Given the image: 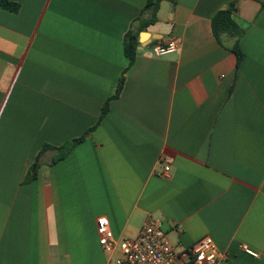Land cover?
Returning a JSON list of instances; mask_svg holds the SVG:
<instances>
[{
	"label": "crops",
	"instance_id": "obj_1",
	"mask_svg": "<svg viewBox=\"0 0 264 264\" xmlns=\"http://www.w3.org/2000/svg\"><path fill=\"white\" fill-rule=\"evenodd\" d=\"M6 1L18 11L0 8V264H113L101 217L116 242L153 218L178 250L209 237L222 264H264V7L237 0L236 68L211 31L230 0L163 1L127 67L147 0ZM170 38L175 53L149 52ZM82 136L36 163L44 144Z\"/></svg>",
	"mask_w": 264,
	"mask_h": 264
},
{
	"label": "built area",
	"instance_id": "obj_2",
	"mask_svg": "<svg viewBox=\"0 0 264 264\" xmlns=\"http://www.w3.org/2000/svg\"><path fill=\"white\" fill-rule=\"evenodd\" d=\"M178 40L170 38L166 43H151L147 47L155 57H164L175 53ZM160 169L155 170V176L166 177L170 172V160L161 159ZM99 233V246L107 253L115 250L118 256L113 264H222L225 256L219 253L209 237H203L188 249H176L166 238L159 220L148 218L134 238H124L116 242L109 228L107 218L96 221ZM243 250L249 255H255L245 246Z\"/></svg>",
	"mask_w": 264,
	"mask_h": 264
},
{
	"label": "trees",
	"instance_id": "obj_3",
	"mask_svg": "<svg viewBox=\"0 0 264 264\" xmlns=\"http://www.w3.org/2000/svg\"><path fill=\"white\" fill-rule=\"evenodd\" d=\"M163 1L171 2L172 4H176L177 0H147L144 7L140 11V15L137 18L136 22L138 26L136 28H131L125 34L123 38V54L127 59V67H130L135 60L136 51L138 47V38L139 33L145 30L148 26L153 25L157 22V13L159 10L160 3ZM261 4L264 7V0H254ZM237 0H230L228 3V7L225 10H220L216 12L211 18V31L214 38L222 44V38H227L231 41L230 50L234 53L236 58V68H238L243 55L239 49V39L243 35V30L233 21L232 17L236 12ZM0 8L10 11L17 12L18 5L15 3H11L6 0H0ZM144 16H146L144 18ZM124 83V78L121 76L116 84L115 93L111 98H109L101 108L100 116L97 124L101 122L104 115L108 110V103L110 100L117 98L120 94ZM96 124V125H97ZM90 131V130H89ZM84 140V136L70 140L59 147H53L44 144L36 156V163L39 160V157L47 150L56 151V155L54 156L51 164H54L66 157L68 152L75 146L80 144ZM27 181H32L35 179V174H29L27 176Z\"/></svg>",
	"mask_w": 264,
	"mask_h": 264
},
{
	"label": "water",
	"instance_id": "obj_4",
	"mask_svg": "<svg viewBox=\"0 0 264 264\" xmlns=\"http://www.w3.org/2000/svg\"><path fill=\"white\" fill-rule=\"evenodd\" d=\"M145 35H146L145 33H140V34H139V39L141 40V38H143V36H145ZM148 45H149V44H148ZM148 45H147V46H148Z\"/></svg>",
	"mask_w": 264,
	"mask_h": 264
}]
</instances>
